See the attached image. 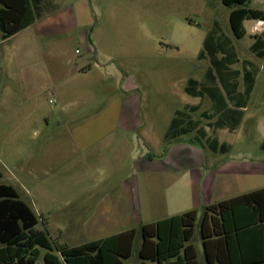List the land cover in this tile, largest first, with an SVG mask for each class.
Listing matches in <instances>:
<instances>
[{"label":"rangeland","instance_id":"obj_1","mask_svg":"<svg viewBox=\"0 0 264 264\" xmlns=\"http://www.w3.org/2000/svg\"><path fill=\"white\" fill-rule=\"evenodd\" d=\"M50 3L43 9L62 17L51 28H40L39 21L6 39L0 32V184L16 189L52 246L134 228L131 253L122 261L148 264L138 257L140 225L167 216L171 198H186L185 189L173 196L171 186L187 181L190 165L225 163L240 153L264 158V57L249 50L258 21L246 19V33L235 38L228 23L232 7L221 0ZM246 5L264 10L263 0ZM213 28L215 39L227 38L234 52L228 66L239 71L230 79L237 92H244L243 62L256 69L244 116L234 131L217 132L228 149L216 154L195 132L164 141L174 111L184 104H200L199 111L233 104L209 57H199ZM256 30L264 31L263 23ZM208 69L215 94L185 93L187 80L200 82ZM194 115L203 125L209 120ZM151 154L154 161L147 160ZM163 160L177 169L158 172ZM194 210L200 217L203 206ZM198 222L191 243L198 264H205Z\"/></svg>","mask_w":264,"mask_h":264},{"label":"trees","instance_id":"obj_2","mask_svg":"<svg viewBox=\"0 0 264 264\" xmlns=\"http://www.w3.org/2000/svg\"><path fill=\"white\" fill-rule=\"evenodd\" d=\"M248 1L221 0L222 4L232 7L228 23L235 38H241L246 33L243 26L246 19L261 21L264 25V10L248 7ZM42 4V0H0L1 38L6 39L32 24L41 16L45 7ZM214 36L213 28L205 36L199 57L206 53L219 82L226 89L225 95L233 102L231 105L240 107L238 104H245L244 98L251 89L256 69H248L246 65L249 62H243L244 92H237L230 79L239 71L230 70L228 66L236 59L234 52L228 46L227 38L219 40ZM251 37L253 42L249 50L259 58L264 57V31ZM219 52L223 53L220 58L217 57ZM214 83L215 76L208 69L201 82L189 78L184 91L195 97H201L205 91L214 95L216 88L210 86ZM226 105L224 101L212 104L213 114L202 111L199 115L201 118H212L218 114L210 127L234 129L241 112L229 108L237 114L230 121L223 112L218 113ZM189 108L190 112H194L198 106ZM191 131L204 140L213 152L224 153L228 149L225 142L218 143L216 137H207L200 120L192 119L183 110L174 112L164 141ZM261 149L264 150V142ZM38 220L39 217L12 185L0 184V264H35L41 249L44 250L41 264H125L122 259L130 255L136 233L134 228H130L75 246H52L47 233L35 229ZM197 221L207 264H264V187L206 205L200 217L191 209L141 224L138 257L148 261V264H198L196 249L191 243Z\"/></svg>","mask_w":264,"mask_h":264},{"label":"crops","instance_id":"obj_3","mask_svg":"<svg viewBox=\"0 0 264 264\" xmlns=\"http://www.w3.org/2000/svg\"><path fill=\"white\" fill-rule=\"evenodd\" d=\"M42 3H43L42 4L43 6L51 5L50 0H42ZM49 12L50 11H48V9L47 10L43 9L41 16L37 18L32 24H34L35 22L38 23L39 21H40L39 24H42L43 22V25H39V27L45 29V28H51L52 24L55 23V21L59 22L62 19L61 16L59 17L56 16V18L51 17ZM65 21L67 22V19H64V22ZM244 21H243V25H244ZM261 23H262L261 21L257 22V24H260V25ZM257 24L252 28V31H251L252 35L261 33V30L259 31L260 33L256 32ZM250 64L251 63H248L246 66L248 67L250 66ZM82 68H86V67L84 66ZM192 97H195V96H192ZM227 105L223 107L218 113L223 112L226 118L231 121V119H234L237 114H235L230 109L235 108L241 112V117L243 118L247 104H238L240 107H233L232 105L231 106H227ZM190 106H198V109L194 112H190V108H189ZM199 106L200 104L186 103L183 105L181 110H183L185 113L190 115L192 119H196V120L198 119L200 120V118L195 117L194 115L195 113L199 115L200 112L206 111L208 113L213 114L212 109H211L212 107H208L205 110L199 111ZM177 110H180V109H177ZM217 116L218 114L214 115L215 118ZM241 117H240V120H242ZM212 118H209V120L206 122L205 125H203L200 120V125L204 128L206 136L216 137L218 140V143L225 142L227 144V141L223 140L217 132L223 131L224 129L230 132V131H234L235 128L229 129L227 126H223L219 128L210 127L209 124L214 122V121H210L212 120ZM207 126L212 131L211 130L209 131V129L206 128ZM193 132L194 131H191L189 132V134H192ZM212 133L215 134V136L214 135L210 136ZM176 139H181V137H177L174 140ZM182 141L184 140H181L180 142ZM263 142L264 140L261 141L260 146H259L260 151H262L260 152V154L264 152V150L261 149V144ZM180 145L184 147V149L187 150L188 152L191 151L190 148H187L188 146L186 144L180 143ZM212 153L216 154L218 152L212 151ZM263 155L264 153L261 156ZM154 156H155L154 154L153 155L151 154V156H149L150 158H148L147 160L154 161L155 159H152V158H155ZM238 156L239 157H236L235 159H231V158L228 159L229 162H225V163L221 162V163H217L216 165H208V166L203 167L202 162L200 164L195 163L193 165H190L191 167H189L186 170L187 181H186V178H184L185 180L181 184L174 183L171 186L173 193H174L173 196H176V194H181V193L183 194L184 189L186 190L187 196L184 199H180V197L171 198L168 204V209L170 210L169 211L170 213L165 217L175 215V214H180V213H183L191 209H195L196 206L204 207L206 205L213 204L218 201H222V200L237 196L239 194H243V193H246L252 190L263 188L264 187V162L262 160H264V158L261 159V157H257V158L249 157L248 155H243L242 153H240ZM189 163L192 164V162H189ZM160 164H161V168H160ZM174 166L175 167H170L167 169L165 167V161L163 160V162H159L158 172H164L166 171V169L169 171L177 169L178 166L176 164H174ZM185 182H186V185H184ZM196 253H197V250H196ZM202 253H203V249H202ZM205 264L207 263L205 262Z\"/></svg>","mask_w":264,"mask_h":264}]
</instances>
